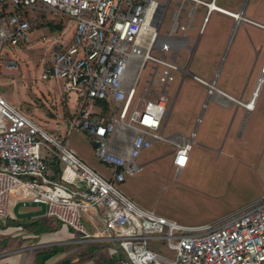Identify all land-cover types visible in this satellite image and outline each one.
Here are the masks:
<instances>
[{
	"label": "built area",
	"instance_id": "1",
	"mask_svg": "<svg viewBox=\"0 0 264 264\" xmlns=\"http://www.w3.org/2000/svg\"><path fill=\"white\" fill-rule=\"evenodd\" d=\"M216 2L181 0L162 34L172 0H0V67L18 65L2 58L5 48L24 49L42 26L62 25L54 37L41 38L50 43L43 78L61 80L63 94L74 98L67 136L87 134L99 161L113 170L106 179L70 151L57 131L41 128L0 95V221L15 218L19 201L40 202L48 206L46 217L78 233L83 242L101 241V234L91 235L83 221L91 210L107 209L103 233L126 254L120 264H264V196L216 223L184 227L118 188L142 171L141 155L158 142L175 148L177 174L188 166L192 139L164 137L167 89L175 72H187L178 59L183 50L193 51L188 34L197 8L206 10L199 36L213 12L236 20L242 14ZM68 21L72 36L63 37ZM148 65L149 78L140 91ZM194 78L210 96L222 92L215 82ZM54 162L61 173L50 180L46 175ZM151 240L165 241L175 260L151 249Z\"/></svg>",
	"mask_w": 264,
	"mask_h": 264
},
{
	"label": "rangeland",
	"instance_id": "2",
	"mask_svg": "<svg viewBox=\"0 0 264 264\" xmlns=\"http://www.w3.org/2000/svg\"><path fill=\"white\" fill-rule=\"evenodd\" d=\"M246 1L249 2L250 8L259 9L260 14L264 13V0ZM180 2L181 0H172V6L161 29L162 34L169 28L172 14L178 9ZM244 2L245 0H219L218 6L237 11ZM191 6L192 4L185 6L186 12H183L182 16L186 17ZM205 15V8L197 9V22L194 24L196 30L189 34L191 37H199V30ZM241 15L239 19L249 24L245 21L248 18ZM208 20L201 45L192 56L188 73L183 75L181 72H175L174 81L167 89L169 108L177 91H179V97L170 115L164 137L169 138L179 134L186 140L192 139L191 164L177 175L176 168L171 166L173 160L171 153L175 151V148L171 144L158 142L141 155L139 162L147 163L144 169L128 177L125 183L118 185L119 190L134 201L154 208L159 216L184 227H200L216 223L260 201L264 195V87L260 93L256 111L248 116L246 122H243L244 118L239 116L232 130L231 123L227 122L229 112L227 111L226 114L221 106L214 105L212 102L197 131L196 142V135L191 138L194 125L190 127L185 122L186 118L193 121L197 119L208 93L205 87L193 80L191 74L211 82L219 69L218 89L239 97L247 85L245 81L249 80L247 73L253 70L252 61H246V53L242 55L241 51L237 50V42L230 53V50H225L223 43L218 40L225 36L223 33L226 29L225 22L220 16L214 13ZM257 20L264 24V19L258 18ZM51 26L54 25L42 26L36 30L30 37L31 43L24 49L5 48L2 58L6 61H15L18 65L14 69L0 67V95L23 114L33 119L41 128L57 131L59 139L70 151L76 153L82 161L106 179H111L113 170L99 161L91 138L80 131H74L69 137L66 134L71 110L74 112L76 106L69 103L70 98L63 94V82L55 77L43 78L44 58L49 51L50 43L43 42L41 38L43 36L48 39L54 37L53 32L57 30ZM72 26L73 23L68 21L63 37L72 36ZM235 37H238L237 41L241 37H247L249 40L252 39L255 45L261 37H264V32L250 25L241 26ZM196 40H193L192 46H195ZM235 52L239 54L238 57ZM181 53L184 59L181 58L178 62L183 65L182 67H187L191 53L188 50H183ZM154 55L157 56L156 52ZM166 55L170 58L171 52L167 51ZM263 56L264 52L260 58L261 61ZM258 64L257 62L255 64V78L258 76ZM150 66L148 65L141 76L140 91L146 87ZM263 76L264 61L257 85ZM254 77L250 85L254 84ZM217 94L225 97V93ZM227 97L230 98L228 95ZM183 98L194 100L195 103L199 100V111L193 118L192 113L180 111L179 105ZM244 101H248L247 96L244 97ZM245 103L247 102L242 104ZM217 111H219L218 114H215ZM28 220H21V222L27 223ZM51 221L55 227L60 224L55 220ZM83 223L85 226L90 225L86 220ZM7 225L9 226L8 222L5 225L0 223V229L8 227ZM11 226L14 225L9 227ZM30 241V246H37L39 242L34 237ZM149 244L151 249L171 261L175 260V252L169 249L165 241L151 240ZM17 248H21L20 244ZM123 257L127 259L125 253ZM96 259L100 260L99 253Z\"/></svg>",
	"mask_w": 264,
	"mask_h": 264
},
{
	"label": "crops",
	"instance_id": "3",
	"mask_svg": "<svg viewBox=\"0 0 264 264\" xmlns=\"http://www.w3.org/2000/svg\"><path fill=\"white\" fill-rule=\"evenodd\" d=\"M218 1L219 0H217V2H216L217 6H218ZM198 8H200V7H198ZM220 8L228 10L226 8H223V7H220ZM228 11H231L233 13H242L243 16H246L251 21L259 23V24L264 26L263 23H260L257 20L258 18L264 19V13L260 14L259 9L255 10L254 8H250L249 2L246 0L240 6L239 10L234 11L231 9ZM214 13H217L220 16V18L225 22V25H226V29L224 30V33H223V35H225V36L220 37L218 40L221 43H223L225 50L226 49L230 50V53H232V49L237 42V50L238 51L240 50L242 55H244V53H246V61H252L253 70L251 72L247 73L249 75V80L247 79L245 81V82H247V85L242 90L239 97H237L236 95L234 96L233 94L231 95L225 91L224 93H226L231 98V100H229V99H227L223 96H220L218 94H214L213 96H210L209 92H208L207 93V99L202 104L201 111L198 113V117L195 121H193L192 119L188 120V118H186V114H185L186 124L190 125V127L194 125V128L191 131V137H192V134L196 135L195 136V142L197 139V131L199 129L200 124L203 122V117L206 115L207 110L209 109L210 102L214 103V105L221 106L225 110L224 112L226 114H227V111L229 112L230 115H229L228 120L227 119H224V120H227V122L231 123L230 128L232 130V128L234 127L236 120L239 116L244 118L243 122H246L248 116L256 111L257 102L259 100V97H258L255 109L251 112L247 111L243 106H241L235 102V100H239L243 103L248 102L252 97L253 91H254V89L257 85V82L260 78L261 65H262V62L264 61V56H263L262 61L260 60V58L262 57V53L264 52V45H263L264 44V37H261L260 40H258V43H256L254 45V43H252L253 42L252 39L249 40L247 37H241V39L239 41H237L238 37H235V36L239 32V29L241 28V26L246 27V26L250 25V26H253L256 29L261 30L263 32H264V29L254 25L252 23L245 24V23H243L244 20H241V19L236 20V19H234L228 15H225V14H222L219 12H213L210 15V17ZM195 19H196V17H195ZM196 22H197V20H196ZM207 25H208V23H207ZM195 30H196V28L191 30L189 32V34ZM204 32H205V29H204ZM203 33H202V35H203ZM189 34H188V36H189L190 43H192L193 40L197 39L196 44H195V46H193L194 47L193 51H189L191 53V55H189V57H188L189 61H188L187 67H182L183 65H181L179 62L180 67H182L181 69H187V70L189 69V67L191 65L193 54L195 52H197L198 48L201 45L202 39H203L202 35L199 37H195V36L191 37ZM236 53L237 52H235V54ZM238 56H239V54L237 53V57ZM181 58H183L182 53H181V57L179 59H181ZM256 62L259 63L258 64L259 69H258V73H257L258 74L257 78L254 77V75H256V73L254 72L256 69L255 68ZM179 72H181L183 75L188 73V72H183V71H178V73ZM189 74H191V73L189 72ZM191 76L196 83L202 85L203 87H205L207 89V91H209L208 87H206L204 84L200 83L199 81H197L194 78L196 75L191 74ZM196 77H198V76H196ZM219 77H220V73H219V69H218V71L215 73L213 79L211 80V82H215V85L217 88H219L218 87ZM253 77L255 79L253 82L254 84L250 85L249 83H250V81H252ZM198 78H200V77H198ZM200 79H202V78H200ZM202 80H204V79H202ZM204 81H206V80H204ZM206 82H208V81H206ZM211 82H208V83H211ZM171 83H173V81ZM243 86L244 85H242V87ZM239 90H241V89H239ZM168 94H167V97H168ZM67 96L69 97V95H67ZM245 96L248 97V101H244ZM178 97H179V91L176 92V94L174 96V100H173L172 104L170 105V108H169V103H168L169 97L167 99L169 114H168L167 120L164 123L163 133L165 132V130L167 128L172 110L174 109L175 105H177V103H178ZM69 98H70L69 103H71L75 107L76 105L73 103L74 98H72V97H69ZM198 103H199V100H198ZM198 103H195L194 100L190 101V100L183 98L181 100L180 105H179L180 111H182V113H185V112L188 114L192 113V118H193L197 114L196 112L199 111ZM204 106H206V108H204ZM75 111H76V109H75ZM74 112H72V110H71L70 118H71L72 114H74ZM218 112L219 111H217L215 114H218ZM49 132H54V131H49ZM180 137H183V136H179V134H177V135H173L169 138L173 139L174 141H179ZM192 143H193V141H192ZM192 150H193V148L191 147V151L189 153L188 166L192 162V155H191ZM145 153H143V154H145ZM74 154L77 155L76 153H74ZM171 155L173 156L171 166L175 167V165H174L175 153L173 152V153H171ZM155 160H157V158ZM142 164L145 166L147 163H142ZM61 168L62 167L60 165H58L56 162L52 163V167H50V170L48 171L46 178H48L50 180H57L58 176L61 173ZM186 168L182 169V171H184ZM143 169H144V167H143ZM40 182H42V181H40ZM23 211H29V210L25 209ZM108 217H109V215H108L107 209L91 210L89 212V215L85 218V220L90 224L89 226H86L88 231L90 232L91 235L96 234L98 232L101 234V236H102L101 238L104 239L101 241H89V242H83L82 237H80V235L78 233L74 234L73 232H75V231L69 229L68 227H66L65 225H63L62 223H60L58 221H56V222H58L60 224L57 225V227L53 226L51 219H49L46 216L30 219V220H28L27 223L21 222L19 224V226L17 225V222H15V221H14V224L12 223L14 219L13 220L12 219L7 220V221H0V223H3L4 225L7 222L9 223V226L14 225L13 227L12 226L9 227L7 225L8 227L0 229V264H120V261L126 260L123 257L124 253H121L122 252L121 249L115 243H111V242L106 241L105 239L108 237V234L103 233L105 231V221L104 220L108 219ZM16 220L19 221L18 219H16ZM32 223H34V225H32L33 227H29L28 225L31 226ZM44 225H46V226H44ZM50 225L53 227L51 228ZM32 237L38 239V241L40 242V243L38 242L39 245L38 244H37V246H34V245L30 246L29 245L31 243L30 240L32 239ZM19 244L21 246L20 249L17 248V246H19ZM98 253L100 254V260L96 259Z\"/></svg>",
	"mask_w": 264,
	"mask_h": 264
},
{
	"label": "water",
	"instance_id": "4",
	"mask_svg": "<svg viewBox=\"0 0 264 264\" xmlns=\"http://www.w3.org/2000/svg\"><path fill=\"white\" fill-rule=\"evenodd\" d=\"M254 25L263 28V25L253 23ZM28 209L29 211H23ZM48 206L44 203L34 201H19L13 207L14 216L18 220H28L46 216Z\"/></svg>",
	"mask_w": 264,
	"mask_h": 264
},
{
	"label": "bare ground",
	"instance_id": "5",
	"mask_svg": "<svg viewBox=\"0 0 264 264\" xmlns=\"http://www.w3.org/2000/svg\"><path fill=\"white\" fill-rule=\"evenodd\" d=\"M263 87H264V76L262 77V79L258 83V85L256 86V88H255V90H254V92L252 94V97H251L250 101L247 102V103H245V104L240 103V105H242L248 111H253L255 109L257 99H258V97L260 95V92L263 89ZM217 93L223 94L224 92H220L218 90L216 92L214 91V94H217ZM225 94H224V96L227 97V94L226 95ZM228 99L231 100V98H228Z\"/></svg>",
	"mask_w": 264,
	"mask_h": 264
},
{
	"label": "trees",
	"instance_id": "6",
	"mask_svg": "<svg viewBox=\"0 0 264 264\" xmlns=\"http://www.w3.org/2000/svg\"><path fill=\"white\" fill-rule=\"evenodd\" d=\"M54 30H61L62 26H51ZM14 219V220H13ZM11 220V219H9ZM13 221L17 222V225L19 226V224L21 223V221H17L16 218H12ZM13 223V222H12ZM36 224V223H35ZM27 225V224H26ZM31 225H34V223H32Z\"/></svg>",
	"mask_w": 264,
	"mask_h": 264
}]
</instances>
